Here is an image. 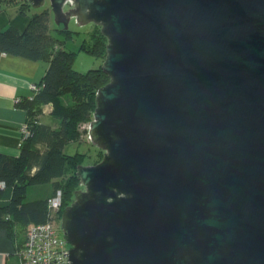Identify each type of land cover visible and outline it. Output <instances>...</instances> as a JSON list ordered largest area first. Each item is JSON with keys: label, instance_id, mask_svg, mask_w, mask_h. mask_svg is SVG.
I'll list each match as a JSON object with an SVG mask.
<instances>
[{"label": "water", "instance_id": "water-1", "mask_svg": "<svg viewBox=\"0 0 264 264\" xmlns=\"http://www.w3.org/2000/svg\"><path fill=\"white\" fill-rule=\"evenodd\" d=\"M29 1L108 40L70 264H264V0Z\"/></svg>", "mask_w": 264, "mask_h": 264}, {"label": "trees", "instance_id": "trees-1", "mask_svg": "<svg viewBox=\"0 0 264 264\" xmlns=\"http://www.w3.org/2000/svg\"><path fill=\"white\" fill-rule=\"evenodd\" d=\"M19 13L29 18V25L24 32L14 28L0 30V52L44 61L50 66L38 85L40 90L18 104L28 114L30 130L19 156L0 154V182L6 184L0 189V230L7 231L17 242V255L24 249L29 227L53 220L60 225L64 210L74 202L77 191L83 189L77 172L88 155L69 156L65 147L88 136L85 126L94 120L97 93L110 82L102 67L84 74L73 69L77 54L67 51L65 42L51 34L54 15L50 8L33 13L30 1L22 0ZM57 30L70 39L76 34L72 30ZM107 45L101 28L95 26L87 34L81 50L104 62ZM47 106H52L50 115L57 121L56 127L40 121ZM103 157L104 151L100 150L92 165L99 164ZM57 191L62 192L63 204L52 217L49 201Z\"/></svg>", "mask_w": 264, "mask_h": 264}, {"label": "crops", "instance_id": "crops-1", "mask_svg": "<svg viewBox=\"0 0 264 264\" xmlns=\"http://www.w3.org/2000/svg\"><path fill=\"white\" fill-rule=\"evenodd\" d=\"M20 1L0 0L1 31L14 28L24 32L27 29L29 18L19 13ZM49 66L44 61H30L0 52V154L19 156L24 140L22 127L28 121V114L16 101L34 95L31 86L43 81ZM51 112L52 106H47L43 116L52 117ZM0 264H19L17 242L4 230H0Z\"/></svg>", "mask_w": 264, "mask_h": 264}, {"label": "built area", "instance_id": "built-area-1", "mask_svg": "<svg viewBox=\"0 0 264 264\" xmlns=\"http://www.w3.org/2000/svg\"><path fill=\"white\" fill-rule=\"evenodd\" d=\"M73 7L74 1L67 0L64 9L68 10ZM31 88L34 94L40 90L38 85H32ZM19 102L20 100H17L16 104ZM85 128L89 134L90 125L85 126ZM22 132L25 139L30 133L28 123L23 125ZM5 187V182H0V189ZM62 204V192L57 191L56 195L49 201L52 217L56 216ZM70 249L71 246L64 238L61 223L59 225L56 220H53L45 224L31 225L27 231L24 249L18 254L19 264H70Z\"/></svg>", "mask_w": 264, "mask_h": 264}, {"label": "rangeland", "instance_id": "rangeland-1", "mask_svg": "<svg viewBox=\"0 0 264 264\" xmlns=\"http://www.w3.org/2000/svg\"><path fill=\"white\" fill-rule=\"evenodd\" d=\"M45 8H50L49 2L46 3L43 8L33 9V13H41L42 10ZM95 26L96 25L93 24L83 26L77 23L75 19H73L70 24V30L76 32V34H73V38L70 39L67 38L62 32H59L57 30L59 26L56 25L54 16L52 18L51 34L60 41L62 40L65 42V48L67 51L75 52L77 54L73 63V69L79 73L84 74L88 73L91 70L99 69L104 63L101 59H98L96 56L83 52L81 50L82 43L85 40L87 34L91 32ZM56 122L57 121L50 116L42 117V123L45 125L56 127ZM88 137L89 134L85 137V140L83 139L81 142L71 143L65 147V153L69 156H73L77 153L88 155L87 159L83 162L81 166H92L99 151L101 150L95 144H93Z\"/></svg>", "mask_w": 264, "mask_h": 264}, {"label": "bare ground", "instance_id": "bare-ground-1", "mask_svg": "<svg viewBox=\"0 0 264 264\" xmlns=\"http://www.w3.org/2000/svg\"><path fill=\"white\" fill-rule=\"evenodd\" d=\"M90 139V138H89Z\"/></svg>", "mask_w": 264, "mask_h": 264}]
</instances>
